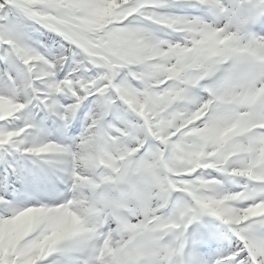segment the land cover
Masks as SVG:
<instances>
[{"label": "snow or ice", "instance_id": "obj_1", "mask_svg": "<svg viewBox=\"0 0 264 264\" xmlns=\"http://www.w3.org/2000/svg\"><path fill=\"white\" fill-rule=\"evenodd\" d=\"M0 264H264V0H0Z\"/></svg>", "mask_w": 264, "mask_h": 264}]
</instances>
